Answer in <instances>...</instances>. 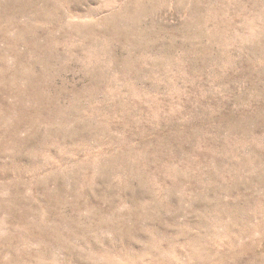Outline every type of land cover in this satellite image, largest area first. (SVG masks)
Returning a JSON list of instances; mask_svg holds the SVG:
<instances>
[{
  "label": "rangeland",
  "instance_id": "obj_1",
  "mask_svg": "<svg viewBox=\"0 0 264 264\" xmlns=\"http://www.w3.org/2000/svg\"><path fill=\"white\" fill-rule=\"evenodd\" d=\"M0 264H264V0H0Z\"/></svg>",
  "mask_w": 264,
  "mask_h": 264
}]
</instances>
